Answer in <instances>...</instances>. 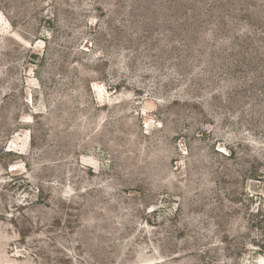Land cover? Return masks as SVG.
Returning <instances> with one entry per match:
<instances>
[{
  "label": "rangeland",
  "instance_id": "obj_1",
  "mask_svg": "<svg viewBox=\"0 0 264 264\" xmlns=\"http://www.w3.org/2000/svg\"><path fill=\"white\" fill-rule=\"evenodd\" d=\"M0 264H264V0H0Z\"/></svg>",
  "mask_w": 264,
  "mask_h": 264
}]
</instances>
